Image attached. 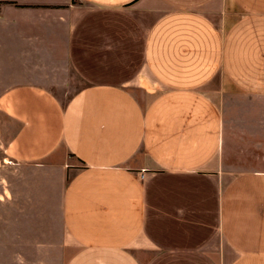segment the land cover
<instances>
[{"label": "crops", "instance_id": "crops-1", "mask_svg": "<svg viewBox=\"0 0 264 264\" xmlns=\"http://www.w3.org/2000/svg\"><path fill=\"white\" fill-rule=\"evenodd\" d=\"M2 49L8 157L82 168L64 264H264V171L223 164L226 99L264 135V0H0Z\"/></svg>", "mask_w": 264, "mask_h": 264}, {"label": "rangeland", "instance_id": "rangeland-1", "mask_svg": "<svg viewBox=\"0 0 264 264\" xmlns=\"http://www.w3.org/2000/svg\"><path fill=\"white\" fill-rule=\"evenodd\" d=\"M8 59L2 49L0 95L3 84L9 83L5 82ZM237 102L225 103L223 164L240 172L264 171V135H252L247 129L248 124L262 121H246V99ZM18 127L0 107V264H64L70 253L61 246L63 196L82 168L63 149L40 162L11 160L6 149Z\"/></svg>", "mask_w": 264, "mask_h": 264}]
</instances>
